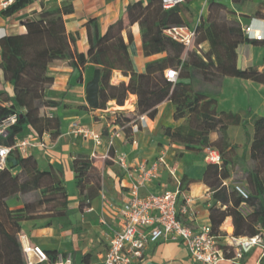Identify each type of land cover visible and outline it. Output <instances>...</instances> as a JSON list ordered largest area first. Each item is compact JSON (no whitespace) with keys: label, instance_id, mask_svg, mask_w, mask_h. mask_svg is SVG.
<instances>
[{"label":"trees","instance_id":"obj_1","mask_svg":"<svg viewBox=\"0 0 264 264\" xmlns=\"http://www.w3.org/2000/svg\"><path fill=\"white\" fill-rule=\"evenodd\" d=\"M190 1L184 0L183 4L165 10L161 0H148L145 6L138 0L126 7L102 37L95 36L91 32L94 25L89 24L85 54L75 50L74 38L65 32L62 16L72 12L70 5L41 12L26 23L25 34L0 39L3 71L14 92L12 98L0 92V119L11 114L17 116L16 123L0 136V144L11 146L27 127L39 136L44 131H52L53 137L59 134L60 119L43 113L44 109L58 106L57 102L46 100L44 95L53 83V78L47 75L50 63L68 60L73 67L95 65L100 68L97 109H105L109 101L123 106L129 94L136 96L133 111L112 114L111 121L115 125H126L142 115L153 119L157 106L169 101L174 106V120L184 119L185 125L174 129L163 127V135L189 150L215 148L219 153L220 164H207L203 175L204 184L213 191L214 203L209 209L213 232L220 235L218 228L225 218L230 217L233 236L253 237L259 233V228L264 234V118L254 116L245 120L237 114L219 112L214 98L225 77L264 84V69L236 67L238 46L260 41L248 39L241 23L229 18L234 13L214 0H208L206 19L200 18L197 25H190L193 16ZM246 1L232 0L238 4ZM30 2L13 0L2 15L11 16ZM253 18L264 20V13L258 12ZM135 23L141 33L144 55L165 54L148 63L141 74L132 70L127 44L122 37V32ZM182 24L192 27L195 32L193 45L188 49L162 34L165 28ZM204 43L208 44L207 50L202 47ZM261 44L264 47V40ZM167 69L177 72L175 83L165 78ZM114 70L129 78L127 84L110 83ZM234 120H239L245 141L239 156L227 136ZM250 125L252 132L248 128ZM212 134L217 135L214 141L211 140ZM10 158L15 164L7 163L0 170V264H24L18 242L21 224L44 220L43 226H48L52 218L67 216L68 199L60 171L53 168L41 171L31 154L19 156L13 153ZM17 169L19 172H15ZM71 169L76 188L84 199L97 196L101 176L93 159L77 155L71 161ZM239 173L249 193L247 200L222 184L231 176L236 179ZM87 184L90 185L87 187ZM14 198L21 201V208H9L7 202ZM243 202L250 209L247 216L239 212ZM84 205L83 200L80 207Z\"/></svg>","mask_w":264,"mask_h":264},{"label":"crops","instance_id":"obj_2","mask_svg":"<svg viewBox=\"0 0 264 264\" xmlns=\"http://www.w3.org/2000/svg\"><path fill=\"white\" fill-rule=\"evenodd\" d=\"M136 1L138 0H31L11 16H3L0 11V34L4 33V36L25 34L26 23L37 18L41 12L70 5L72 12L62 16L65 32L67 36L74 38L75 50L85 54L88 49L87 26L94 25L91 32L97 37H102L107 27L120 18L129 4ZM141 1L144 6L148 2V0ZM214 1L232 11L234 15L229 18L241 23L243 30L250 26L251 36H261L260 42H245L238 46L236 67L238 69L252 67L262 71L264 47L261 41L264 40V20L253 17L258 12L264 13V0H247L241 4L232 0ZM189 8L192 17L197 16L205 20L208 0H191ZM128 35L131 36L130 42ZM122 37L127 44L132 70L135 73H144L148 63L165 56V54L148 57L144 55L137 23L128 26L122 32ZM202 47L207 50L208 44L204 43ZM96 69L100 70L92 64L73 67L68 60H56L47 67V75L53 78V83L45 90V99L57 102L58 106L44 109L43 113L58 117L61 126L57 136L53 137L52 131H44L40 136L48 142V149H33L30 154L37 161L41 171L53 168L61 172L68 199V215L52 218L48 226H43L44 220L21 224V234L27 237L30 244L39 246L50 255L69 252L72 254L73 264H100L107 251L110 237L120 230L122 217L119 210L129 196L133 178L118 164L119 155H125L126 165L130 171L141 163L149 165L161 154L164 155L165 164L159 169L156 179L141 187L140 194H155L178 188L180 195L177 209L179 211L182 206L186 209L184 214L178 213L179 219L193 230L210 225L209 209L214 203L213 191L203 182V175L209 164L205 149L189 150L182 145L172 143L163 135V127L174 129L185 125L184 119L174 120V106L169 101L157 106V113L153 119L145 117L144 121L137 122L138 131L132 137L122 135L114 139L111 151L108 152L107 135L112 113L118 111L117 109L127 108L126 104L130 103H133L135 108L136 96L129 94L125 106H117L115 101H109L107 105L114 106L113 108L107 107L102 110L89 107L86 102V88ZM112 75H116L119 82L125 84L129 80L121 71L114 70ZM110 83L116 85L113 81ZM0 92L9 98L14 95L13 86L3 71L1 51ZM214 98L219 112L235 114L233 112L240 110L242 106L246 107L248 103L249 110L253 111L254 116L264 118V84L225 77L219 94ZM128 108L130 110L127 111H132V108L129 106ZM72 124L85 126L100 134V142L95 144L72 135L69 132ZM239 127L241 128L240 124ZM249 127L252 132L251 125ZM35 133L31 127H27L15 139L33 137ZM216 138V134L211 135L212 141ZM107 153H109L108 158H104ZM77 155H86L93 159V165L101 176L100 190L97 196L90 200H85L84 195L76 188L71 161ZM15 172H19V169ZM237 183L239 182L231 176L222 184L227 190H233ZM90 184H87V187ZM100 193L104 195V200ZM83 200L85 205L81 208L80 203ZM7 204L10 209L22 207L21 201L16 198L9 200ZM229 227L233 230L231 218L227 217L218 228L219 243H224ZM131 264L200 263L192 260L184 244L168 238L147 245L143 258L134 260ZM221 264H264V255L259 247H254L241 260L224 261Z\"/></svg>","mask_w":264,"mask_h":264},{"label":"built area","instance_id":"obj_3","mask_svg":"<svg viewBox=\"0 0 264 264\" xmlns=\"http://www.w3.org/2000/svg\"><path fill=\"white\" fill-rule=\"evenodd\" d=\"M12 3L13 0H0V11L8 8ZM161 3L163 9L168 10L183 4L184 0H161ZM249 32L250 26L244 28V33L248 39L261 40L260 36L253 37ZM162 34L187 49L192 47L195 37L194 29L185 24L169 26L162 31ZM4 35V33L0 34V39L5 37ZM165 78L169 82L175 83L177 72L174 69H167ZM112 79L113 75L110 81ZM117 82L119 79L113 81L114 84ZM129 107L132 108V111L135 109L133 103H130ZM16 120V114L0 119V136L14 125ZM144 120V115L126 125H115L112 120L108 127V152L111 151L114 139L122 135L132 137L138 131L137 122ZM69 132L95 144L101 140L100 134L85 126L72 124ZM48 148V142L44 141L37 133L33 137L14 139L11 146L0 144V170L7 166L8 159L13 153L26 156L33 149L46 150ZM108 156L109 153L104 158H108ZM206 158L210 164L219 165L221 162L220 155L216 150H209ZM117 162L133 178V182L129 188V196L119 210L122 217L120 230L110 237L107 251L100 264H131L134 260L143 258L147 245L168 238L184 244L188 248L192 260L200 264H221L224 261L237 262L254 247H259L264 255L263 232L260 228L259 233L253 237H235L232 233H228L224 238V243H219L220 236L213 232L210 225L193 230L183 224L178 213L184 214L186 209L185 206H182L179 211L177 209L180 195L178 188L141 195V187L156 179L159 169L165 164L163 154L149 165L139 164L133 171L128 169L125 155H119ZM234 190L243 200L248 199L249 193L243 187L236 184ZM100 194L104 200V195ZM239 212L247 216L250 214V209L243 202L239 207ZM18 242L24 264H73L72 254L69 252L50 255L39 246L30 244L27 237L21 233L18 235Z\"/></svg>","mask_w":264,"mask_h":264},{"label":"rangeland","instance_id":"obj_4","mask_svg":"<svg viewBox=\"0 0 264 264\" xmlns=\"http://www.w3.org/2000/svg\"><path fill=\"white\" fill-rule=\"evenodd\" d=\"M198 20H199V18L197 16H195V17L191 18V21L189 23H190V25L195 26V25L198 24ZM117 80H118L117 76L114 75L112 81H117ZM126 105H127L126 106L127 108H125V109H117V110L118 111H127L129 105L128 104H126ZM123 106H125V103H124ZM239 106H241V105H239ZM107 107L111 108L112 106L111 105L109 106V105L106 104L105 108H107ZM216 110L218 111L217 106H216ZM233 113H235V114L237 113L240 116V118L245 119V120H248L249 117L250 118L254 117L253 111L251 112L249 110L248 103H247L246 107L242 106L240 108V110L235 111ZM248 128L251 129L249 126H248ZM227 136H228V141L230 139V144H232L235 147L236 153L240 154L241 151H242V145L244 144L245 141H244V136H243L242 130L239 127V120H238V122L236 120H234V122H232L230 124L229 132L227 133ZM202 150H204V149H202ZM209 150H213V149H211V148L205 149L207 154H208ZM240 177H241V173H239L237 175L236 179H235L237 182H239L237 184L247 190L245 182L241 181ZM42 209L43 208H41V210ZM245 212H247V211L245 210ZM247 213H249V212H247ZM227 231H228V233H232L233 230H232V228L229 227Z\"/></svg>","mask_w":264,"mask_h":264},{"label":"water","instance_id":"obj_5","mask_svg":"<svg viewBox=\"0 0 264 264\" xmlns=\"http://www.w3.org/2000/svg\"><path fill=\"white\" fill-rule=\"evenodd\" d=\"M99 78H100V70L96 69L94 71L92 80L88 83L87 88H86V93H87L86 102L89 107L94 108V109L98 108V103H99V100H98ZM10 162H13L12 158L8 159V163Z\"/></svg>","mask_w":264,"mask_h":264},{"label":"bare ground","instance_id":"obj_6","mask_svg":"<svg viewBox=\"0 0 264 264\" xmlns=\"http://www.w3.org/2000/svg\"><path fill=\"white\" fill-rule=\"evenodd\" d=\"M260 39H261V36H260Z\"/></svg>","mask_w":264,"mask_h":264}]
</instances>
